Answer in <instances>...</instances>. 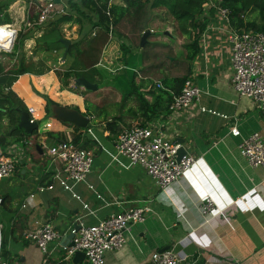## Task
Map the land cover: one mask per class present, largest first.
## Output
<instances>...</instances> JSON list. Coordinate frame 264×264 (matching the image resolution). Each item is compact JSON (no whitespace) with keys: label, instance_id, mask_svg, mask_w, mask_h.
<instances>
[{"label":"crops","instance_id":"crops-1","mask_svg":"<svg viewBox=\"0 0 264 264\" xmlns=\"http://www.w3.org/2000/svg\"><path fill=\"white\" fill-rule=\"evenodd\" d=\"M53 1L54 10L49 18L43 20H47L46 23L42 24L44 22L38 19L39 9L33 1L0 0V21L9 19L0 24L16 29V36L21 28L24 33L29 34L38 27L34 30L33 36L26 38L22 44L26 59L27 39H34L36 44L34 50L46 51L38 49L36 43V37L46 29L57 27L61 38L70 40L68 49L72 41L79 38L80 28L82 29L79 20L58 21L59 14L66 11L72 13L69 9V0ZM110 1L125 4L124 0ZM144 3V11H147L149 4ZM163 11L164 8H150L147 17L140 13L131 21L132 26L136 28L137 36L138 28H142L141 34L149 30L144 44L151 37V42L167 45L161 49L164 61L162 72L152 69L147 75L141 73L140 68L150 64L148 61L143 62L139 54L145 45H140V39L135 43L129 33L119 32L116 27L113 34L111 30L108 32V37L115 38L118 44L115 60L124 53L125 57L137 63L135 82L140 84L138 90L148 104H155L158 107L161 104L165 108L169 101L167 94L161 91L164 89L163 84L159 90L161 86L156 82L161 83L165 76L187 74L188 70L187 77L199 87L198 99L192 102L188 109L178 112L169 111V102L168 112L164 117L157 113L158 116L154 115L151 119L140 110L136 114L129 111L130 108L139 105V97L136 96L130 98L119 113L113 115L111 111L107 116L95 112L91 115L86 112L84 107L89 105L86 103V97H89L90 93H83V100L78 103L74 102V97H71L73 101L69 102L60 101L62 98L53 99L59 104L77 106L88 116L89 121L92 118L96 121V132L86 128L92 125L91 121V125L82 126L81 129L84 136L92 141V146L85 148L94 155L92 169L85 181L74 185L72 190L66 189L53 176L54 165L51 164L46 149L48 142L37 135V140L29 142L30 148L22 145L24 162L18 163L12 174L0 178L2 255L7 264H90L86 258L73 260V255L69 257L65 255L63 243L76 221L90 225L112 212L142 205H149L151 211L142 222L128 227L125 231V244L120 249L107 251L103 264H143L152 251L163 247L172 248L184 256L186 264H231L234 259L240 264H264V169L250 165L238 147L241 137L253 131H259L264 139V117L257 103L247 96L239 95L230 83V52L227 39L230 23L220 17L215 10L200 36L199 51L193 59H188L185 58V51L182 48L186 41L185 37L174 31L175 23L165 19ZM85 13L91 16L92 21L96 20L93 12L85 8ZM157 20L163 23H157ZM82 21L88 26L91 20L82 18ZM90 30L83 29V32L89 31L86 34L90 37L95 34V29L93 28L91 32ZM119 43L128 49L123 52L119 49ZM153 45L154 43H148L147 48L152 50ZM12 47L3 51L9 52ZM168 47H171V54L175 55L172 59L168 58L170 55L167 53ZM58 49L52 51L56 52ZM61 49L63 50L59 58L60 63L64 64L69 56V64L56 73L59 85L61 79L57 74L62 75V79L69 77L70 75L66 76L64 73L69 70L72 61L68 49L64 54V43ZM113 54L116 55L114 52ZM1 59L7 65L6 68H11L16 61V58L9 59L6 55H1ZM173 59H176L177 63L170 65ZM48 70L52 69L37 73L23 72L11 86L27 108L33 107L35 118L34 113L46 117L45 100L33 88L39 92L43 90L41 88L44 82L40 76ZM76 77L72 76L73 79ZM35 78L38 79L39 88L34 84ZM97 89L98 84L96 89L89 90ZM65 97L67 95H64ZM120 99L121 94L116 101ZM115 105L116 103L112 104L110 108L106 107V104L103 105L104 111L115 109ZM126 111L129 114H122ZM49 120H52L51 117ZM150 121L163 123L173 140L180 142V138L184 139L183 146L186 152L195 157L191 167L172 181L168 189L159 188L142 166L129 164L126 157L115 155L114 139L121 128ZM66 123L68 124L64 131L62 129L48 131L62 132L66 139H72L75 132L73 125ZM232 125L239 128L240 135L236 136L230 132ZM48 131L41 138L50 141L56 139L50 136ZM100 131L104 138L99 135ZM14 138H8V141H12L8 145L16 144ZM23 143H27L25 137ZM32 150L37 152L36 159L30 154ZM41 178L48 182L40 183ZM48 184H52V187L47 188ZM41 186L44 187L42 190ZM207 195L223 207L221 213L206 217L200 213L198 203ZM47 221L55 225L59 236L49 242L47 251L44 252L25 235Z\"/></svg>","mask_w":264,"mask_h":264},{"label":"built area","instance_id":"built-area-1","mask_svg":"<svg viewBox=\"0 0 264 264\" xmlns=\"http://www.w3.org/2000/svg\"><path fill=\"white\" fill-rule=\"evenodd\" d=\"M39 9L38 19L49 18L54 10L53 0H31ZM217 13L229 23V10L219 0L210 2ZM62 10V9H60ZM7 29L6 43L0 44V51L10 50L16 37V29L6 24H0ZM227 39L229 42V66L231 69L230 83L241 96L253 99L264 117V31L253 29H235L228 24ZM162 87V83L156 82ZM199 96V87L187 77L178 94L172 96L169 111H183L188 109ZM201 109H205L201 107ZM30 120H36L33 107L28 106ZM226 116V115H223ZM233 135H240L236 125L230 127ZM182 144L173 140L163 123L154 121L121 128L114 139L115 155L124 156L129 164L142 166L146 173L161 189H168L172 181L178 179L185 170L195 162V157L189 153L177 159V151ZM240 153L245 156L253 167L264 169V139L259 131L241 137ZM51 164L54 165L53 176L66 189L72 190L74 185L86 180L92 169L94 155L88 149L76 145L72 141L53 139L46 145ZM23 149L18 144L0 148V178L14 172L18 163L24 162ZM51 188L52 184H48ZM44 187H40L42 190ZM2 201L0 197V202ZM200 213L206 217L223 211V207L207 195L198 203ZM149 205L128 207L119 212H112L96 223L86 225L76 221L78 227L72 226V244L63 245L66 257L72 256L80 250L90 264H103L104 255L109 250L120 249L126 242L125 231L130 225L142 222L148 212ZM2 224L0 223V264H7L2 255ZM59 232L55 225L47 221L36 229L26 233L25 237L33 241L42 251H47L49 242L56 239ZM143 264H186L184 256L179 255L172 248L154 250ZM231 264H240L234 259Z\"/></svg>","mask_w":264,"mask_h":264},{"label":"trees","instance_id":"trees-1","mask_svg":"<svg viewBox=\"0 0 264 264\" xmlns=\"http://www.w3.org/2000/svg\"><path fill=\"white\" fill-rule=\"evenodd\" d=\"M110 0H79L78 2L69 0V9L72 11H66L58 15V21H69L71 19L79 20L82 25L80 28L79 38L72 41L68 49V53L72 57V61L69 65V70L65 71V75L80 76L84 75L90 81L97 82L98 86L107 84L108 86H114L121 94V99L118 101V111L125 107L126 102L133 97H139V105L136 108H130L129 111L136 114L137 111H141L143 115L147 114V118L151 119L152 116L162 115L164 117L168 112V104L171 102L172 96L178 94L182 88L184 80L189 74H182L178 76L163 77L161 83L163 84L159 90L166 92L168 98V104L163 108L156 106L155 104H148L142 97V93L138 90L140 84L135 82L137 74L136 65L132 59L125 57L123 53L118 60H110L102 62L101 51L108 52L111 50H117L118 44L115 42V38L109 36L108 32L111 30L112 34L115 32L116 25L122 19H135L136 15L142 14L147 17L149 15L150 8H164L163 17L170 19L175 23L174 31L179 35L185 37L186 41L183 43L182 48L185 51V58L193 59L199 51V39L202 32L205 30L210 18L214 15L216 10L210 2L216 0H124L125 4H117L109 2ZM223 7L229 10L228 17L230 25L235 29H253L264 31V0H219ZM149 4V9L144 11L145 3ZM85 8L89 12L95 14V21H92L91 16L85 13ZM250 13H255V16L250 17ZM75 14V16L73 15ZM82 18H89L91 21L88 26H85ZM7 20L0 21V23L7 22ZM2 28L4 26L0 25ZM38 27H35L37 29ZM95 29V34L90 37L87 35L89 29ZM140 39L142 28H138ZM7 33V29L4 28ZM33 30V32H34ZM90 30V32H91ZM33 32L29 34L24 33V30L20 29L15 38L11 51H0V144L3 146L8 145L12 141H8L9 137H15L18 130L27 134L22 127H18V121L21 110H27V106L24 101L15 93L11 88L12 83L23 72H30V64L26 62V58L22 51V44L28 37L33 36ZM87 33V34H86ZM111 34V35H112ZM61 34L57 27L44 30L36 37L37 48L41 50H47L49 48L56 49L63 47V42L60 40ZM6 43L5 37L0 33V44ZM113 43V44H112ZM148 41L145 44L147 45ZM154 43L153 49L148 48L140 49V55L143 62L148 61L150 64L140 68V72L143 74L148 73L150 70H157L164 65L162 59V51L155 49V45H162V49L167 45L161 42ZM112 45V46H111ZM157 46V47H159ZM119 49L125 52L127 46L119 43ZM171 54V47H168ZM135 54V53H134ZM1 55H6L9 59L16 58V61L11 65V68H6L7 65L1 59ZM117 56V54L115 55ZM176 60L170 61V65H174ZM34 72V71H31ZM39 72V71H38ZM41 73V72H40ZM60 79L62 75L57 74ZM169 89V90H168ZM33 90L40 94L45 100V115L47 117L52 116V108L56 103L47 94L40 93L38 90ZM167 90V91H165ZM171 90V91H170ZM77 108V106H70ZM158 116V115H156ZM117 117V116H116ZM66 122V121H64ZM143 124V123H140ZM14 127L12 128V126ZM74 134L72 139H66V136L62 133L55 131H48V134L56 139H64L73 141L76 145L82 148H89L92 146L91 139L84 136L81 132L82 126L73 124ZM37 133V129L33 130L31 136ZM83 135V136H82ZM24 161V160H23ZM44 178L39 179L40 183L48 182L43 181ZM52 180V179H51Z\"/></svg>","mask_w":264,"mask_h":264},{"label":"rangeland","instance_id":"rangeland-1","mask_svg":"<svg viewBox=\"0 0 264 264\" xmlns=\"http://www.w3.org/2000/svg\"><path fill=\"white\" fill-rule=\"evenodd\" d=\"M116 1H122V0H116ZM56 6H57V3H56ZM250 15L254 17L255 13H250ZM125 19H123L116 26V29L119 32L125 31V32L129 33L130 36H132L134 38V42L136 43L138 40V36L135 34L136 28L132 26L131 20H129L127 18H125ZM46 21H43L44 23H42V24H45ZM156 22L160 23V24L163 23V22L158 21V20ZM17 29H20V28H17ZM139 30L140 29H138L137 32H139ZM0 33H2L4 35L6 34V31L1 26H0ZM172 39L175 40L174 38H172ZM151 41H152V39H151V37H149L148 43H150ZM148 43H147L146 47H144L145 49H147ZM153 46L151 48H153ZM157 46H159V45H157ZM157 46H156V49L161 51L162 45L159 47H157ZM35 48H36V44H35L34 39H27L25 41V49H26L25 52H26V55L28 56L26 62H28L30 64L31 71H34V73H37L38 71H41V70H47L49 68L52 69V70H48V71L43 72V75L40 76V79L43 80V82L45 83V85H44V83L42 84L41 89H43V90H41L40 92L47 94L49 97H51L54 100H58V99L62 98L63 100H60V101H65V102L73 101V100H71V97H74V99H75L74 102H76V103L83 100L82 99V96L84 95L83 93H90V96L86 97V103L89 105H86L84 107L86 109L87 113H89L91 115H93L94 112L96 114L101 113V116H107V114H110L111 111H112L111 114L114 113L113 115H115L116 113H119L118 101H116V98L119 97L120 93L116 89L109 88L111 86L104 84V85L100 86L99 89L92 91V90H89L88 88H85L81 85L74 83V79L72 78L73 75H70L69 77H64V79H61L60 85H59L57 82L56 73L62 71L65 67L68 66L69 56H67L66 62L64 64H61L59 61L61 52L63 50V49H61V47H58L59 49L56 52L52 51V48H49L44 52H38L37 50H34ZM116 51L113 50L112 48L108 52H106L105 50L101 51L100 57H101L102 62L116 59L115 58L116 56L113 54V52L116 54ZM174 57H175V55H173V54H170L168 56L169 59H172ZM173 60H176V59H173ZM158 71L162 72V69L159 68ZM34 80L36 82V83L34 82V84H36V87L39 88L38 79L35 78ZM70 82H72V84ZM18 83L20 84L19 81H18ZM41 83H42V81H41ZM33 85H31V86H33ZM112 87H114V86H112ZM64 95H67V97L64 98ZM114 103H116L115 109H113V107H112L113 110H109V109L106 110L105 109V111H104L103 105L106 104V107L110 108L112 106V104H114ZM125 105H127V103ZM100 107H103V108H100ZM34 114L36 115V119L38 122L37 133L33 134L31 136H28V134H24L22 131L18 130L16 135H15V138H14L15 143L20 145L21 147H22V145H24L26 148H30L31 144H29V142L33 141V140H37L36 139L37 135H38V138L43 139L45 142L46 141L49 142L50 141L49 139L46 140V138H41L42 136H45L47 134L48 129H50V130H52V129L61 130L62 129V131H64L65 130L64 128L67 127L68 123L61 121V120H58L53 116H51L52 120L48 121L49 117L38 116L37 113H34ZM122 114H129V113L126 111V112H122ZM90 121H91L92 125L86 126V128H88V129L91 128L96 132V128H95L97 126L96 121H94L93 118L90 119ZM99 135L100 136L102 135L101 131H100ZM24 137L27 140V143H25V144L23 143ZM101 137H103V136H101ZM30 154L32 156H34L36 159L37 152L35 150H32V152ZM31 162H32V157H31ZM31 172H30V174H31Z\"/></svg>","mask_w":264,"mask_h":264},{"label":"water","instance_id":"water-1","mask_svg":"<svg viewBox=\"0 0 264 264\" xmlns=\"http://www.w3.org/2000/svg\"><path fill=\"white\" fill-rule=\"evenodd\" d=\"M149 34V30L143 31L140 37V45H143L147 40V35ZM60 40L64 43V54L67 52L70 40L67 38H60ZM75 83L81 85L88 89H96L97 83L89 81L85 76L80 75L74 79ZM52 116L58 120L66 121L69 123H73L77 126H86L91 125L89 118L87 115L83 114L79 109L67 106L65 104H56L52 108ZM38 122L37 120H30V114L27 110L20 111V117L17 126L22 127L27 134H31L34 129L37 128ZM14 125L12 126V128ZM180 143L182 144L177 151V159H179L183 154L186 153V150L183 146L184 139L180 138ZM74 227H78L77 224L73 225ZM73 233H69L66 235L63 245L72 244L71 238ZM165 247L159 249L163 250ZM73 260H82L85 258V254L83 251L77 250L74 252L72 256Z\"/></svg>","mask_w":264,"mask_h":264},{"label":"clouds","instance_id":"clouds-1","mask_svg":"<svg viewBox=\"0 0 264 264\" xmlns=\"http://www.w3.org/2000/svg\"><path fill=\"white\" fill-rule=\"evenodd\" d=\"M27 111H28V109H27ZM29 112V111H28ZM18 167V166H17ZM17 169V168H16Z\"/></svg>","mask_w":264,"mask_h":264}]
</instances>
